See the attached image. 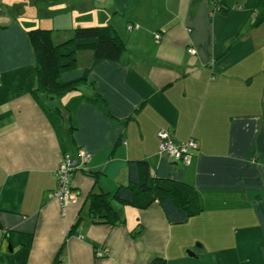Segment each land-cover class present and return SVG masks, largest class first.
I'll use <instances>...</instances> for the list:
<instances>
[{"label":"crops","instance_id":"obj_1","mask_svg":"<svg viewBox=\"0 0 264 264\" xmlns=\"http://www.w3.org/2000/svg\"><path fill=\"white\" fill-rule=\"evenodd\" d=\"M221 7L0 0V264H264V20L250 27L264 0ZM80 27L112 28L120 61L92 67L94 52L79 51L88 82L63 97L38 91L28 32L49 29L60 45ZM162 129L197 140L190 165L160 154ZM80 150L91 158L63 206L56 173ZM145 159L153 177L194 186L203 211L172 225L158 202L114 203L121 223L93 222L89 195L127 185L129 162Z\"/></svg>","mask_w":264,"mask_h":264},{"label":"trees","instance_id":"obj_2","mask_svg":"<svg viewBox=\"0 0 264 264\" xmlns=\"http://www.w3.org/2000/svg\"><path fill=\"white\" fill-rule=\"evenodd\" d=\"M211 1L216 9H223L222 3ZM263 20L264 14H257L250 27L258 26ZM28 35L36 53L38 91L56 97L78 90L81 84L89 81L92 67L102 61L118 62L125 51L124 43L110 27L77 28L73 37L60 45L54 43L52 31L49 29H32ZM82 50H92L94 62L91 68L79 70L77 53ZM95 100L109 115L104 101L98 96ZM128 178L129 183L119 186L114 193L89 195V217L93 222L111 225L121 223L114 203L147 209L158 202L172 225L184 224L203 211L199 193L194 186L153 177L149 160L130 161ZM82 221L83 218L79 217L71 234L78 233ZM155 263L154 261L153 264Z\"/></svg>","mask_w":264,"mask_h":264},{"label":"built area","instance_id":"obj_3","mask_svg":"<svg viewBox=\"0 0 264 264\" xmlns=\"http://www.w3.org/2000/svg\"><path fill=\"white\" fill-rule=\"evenodd\" d=\"M222 1L223 0H214L217 4H221ZM134 27H138V25H130L128 29L131 31ZM156 38L159 39L160 35H156ZM158 137L161 141L160 154L166 155L169 158L179 161L187 166L192 163L194 152L199 148L196 139L191 138L188 141L176 143L172 139L171 133L165 129L158 132ZM90 158V154L83 150H80L76 155L66 153L63 156L62 163L56 173L58 178V187L54 192H52V198L58 200L63 206L77 200V192H75L71 187V176L76 171L82 169L83 166L90 161ZM104 252L106 251L103 250L98 254L103 256Z\"/></svg>","mask_w":264,"mask_h":264}]
</instances>
